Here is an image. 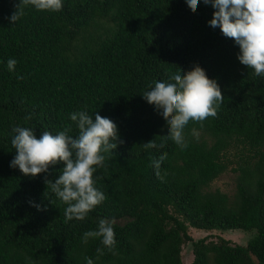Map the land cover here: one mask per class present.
Listing matches in <instances>:
<instances>
[{"label":"trees","instance_id":"16d2710c","mask_svg":"<svg viewBox=\"0 0 264 264\" xmlns=\"http://www.w3.org/2000/svg\"><path fill=\"white\" fill-rule=\"evenodd\" d=\"M19 2L0 0V264H86L85 257L183 264L185 243L187 264H264V75L242 65L239 46L209 25L213 7L203 0L195 12L186 0H63L57 12L26 6L10 23ZM194 65L216 80L224 100L216 117L188 123L181 149L142 93ZM78 111L110 118L123 142L94 173L105 200L84 220L66 222L67 205L45 184L63 164L35 177L10 167L12 129L28 127L39 138L70 125L75 138L70 114ZM150 140L158 147L145 149ZM162 153L160 179L153 161ZM226 171L234 173L231 197L209 190ZM100 219L115 221L111 250L102 238L83 243ZM188 227L254 232L240 245L193 240Z\"/></svg>","mask_w":264,"mask_h":264},{"label":"clouds","instance_id":"9594fccd","mask_svg":"<svg viewBox=\"0 0 264 264\" xmlns=\"http://www.w3.org/2000/svg\"><path fill=\"white\" fill-rule=\"evenodd\" d=\"M200 0H186L188 7L195 12ZM205 5L214 9L208 21L213 28L219 27L221 33L231 38L239 46V62L252 69L257 76L264 75V0H203ZM33 6L37 11L57 12L63 7V0H20L16 10L9 17L10 23L24 15L26 6ZM17 61L10 58L7 67L15 71ZM22 77H18L20 79ZM170 81H154L149 90L143 92V98L160 114L167 123V139H171L181 149L187 147L184 129L190 121L203 123L209 117L217 116V109L224 97L215 79H210L205 70L194 65L181 74L178 69L170 76ZM30 119V117H26ZM70 120L76 123L78 136L69 135L70 125L53 135L44 131L39 138L33 129L15 126L11 139L15 157L10 167H18L20 172L29 177L48 173L51 166L63 164V171L54 182L45 178V184L67 205L65 220H84L90 211L105 200V194L96 185L94 173L105 166L104 153H112L117 147V125L98 113L93 119L87 111L70 114ZM145 149L158 145L150 140L143 144ZM163 147V144L159 145ZM167 154L162 153L153 161L156 175L160 176V164ZM39 208V205H36ZM112 219H100L97 230L86 231L83 243L90 238H102L101 243L109 250L116 244ZM97 258L104 254L97 248ZM86 264H94L85 257Z\"/></svg>","mask_w":264,"mask_h":264},{"label":"rangeland","instance_id":"374dc122","mask_svg":"<svg viewBox=\"0 0 264 264\" xmlns=\"http://www.w3.org/2000/svg\"><path fill=\"white\" fill-rule=\"evenodd\" d=\"M218 189L231 197L234 192V173L226 171L213 179L209 184V190ZM254 230L244 231L239 229L228 230H203L196 228H187L188 235L193 239L204 237L205 242H215L218 237H222L230 241L231 244L243 245L249 235L253 234ZM252 236V235H251ZM180 259L183 264H187L192 259V254L188 243L182 245L180 249Z\"/></svg>","mask_w":264,"mask_h":264}]
</instances>
